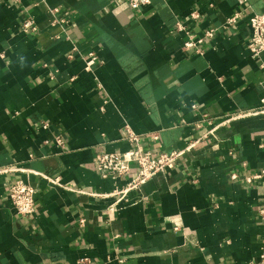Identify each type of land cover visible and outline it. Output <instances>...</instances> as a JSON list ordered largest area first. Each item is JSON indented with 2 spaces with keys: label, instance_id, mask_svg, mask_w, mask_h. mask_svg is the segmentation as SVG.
<instances>
[{
  "label": "crops",
  "instance_id": "crops-1",
  "mask_svg": "<svg viewBox=\"0 0 264 264\" xmlns=\"http://www.w3.org/2000/svg\"><path fill=\"white\" fill-rule=\"evenodd\" d=\"M194 9L195 33L240 18L188 54L174 25ZM262 12L264 0H0V168H15L0 175V264L264 263V180H247L264 167V113L226 121L264 104V51L247 46ZM130 133L154 156L194 144L114 194L132 173L103 178L95 155L133 147ZM17 178L38 187L32 221L10 202Z\"/></svg>",
  "mask_w": 264,
  "mask_h": 264
},
{
  "label": "built area",
  "instance_id": "built-area-1",
  "mask_svg": "<svg viewBox=\"0 0 264 264\" xmlns=\"http://www.w3.org/2000/svg\"><path fill=\"white\" fill-rule=\"evenodd\" d=\"M246 0H240L244 3ZM131 9H139L143 5H147L151 0H125ZM200 18L198 9L190 12L188 18L185 20H177L174 28L177 32L184 35L182 49L188 54L202 55L205 52V44L208 39L214 37L217 33L233 30L240 18V12H235L228 16L225 21L219 26L207 27L204 31L195 33L191 25H194ZM251 35L248 40V49L253 57H259L264 51V12L253 13L250 16ZM25 31H34L36 25L31 17L25 18L23 23ZM97 57L91 53L88 63L96 62ZM264 113V104L257 109L251 111H240L239 113L232 114L226 118L230 121L240 116L249 114ZM47 126V124H46ZM156 137V136H155ZM129 139L136 144L126 151H107L102 150L95 155V166L98 173L103 178H109L117 181L120 177L132 173L129 181L124 188L116 190L114 194L124 195L127 191L138 189L143 184L148 182L158 173H167L173 169L178 161L181 159L185 151L190 149L194 142L190 143L185 149L173 150L171 152L163 151L158 155H153L150 151H146L141 143L137 134L130 133ZM59 145H63L64 141L61 138L57 139ZM15 170L14 167H1L0 175ZM50 183L61 185L60 177H51L42 172H36ZM234 176H237L236 174ZM248 181L264 180V167L256 174L247 177ZM38 187L29 179L17 178L10 182L9 199L16 210V212L28 221L36 218L38 213L36 194ZM257 215L264 223V196L262 203L257 208ZM84 219H81V223ZM88 259H82L80 264H85Z\"/></svg>",
  "mask_w": 264,
  "mask_h": 264
},
{
  "label": "water",
  "instance_id": "water-1",
  "mask_svg": "<svg viewBox=\"0 0 264 264\" xmlns=\"http://www.w3.org/2000/svg\"><path fill=\"white\" fill-rule=\"evenodd\" d=\"M262 264H264V263H262Z\"/></svg>",
  "mask_w": 264,
  "mask_h": 264
}]
</instances>
